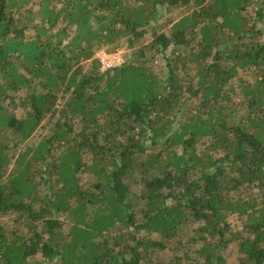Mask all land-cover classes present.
Masks as SVG:
<instances>
[{
	"label": "trees",
	"instance_id": "obj_1",
	"mask_svg": "<svg viewBox=\"0 0 264 264\" xmlns=\"http://www.w3.org/2000/svg\"><path fill=\"white\" fill-rule=\"evenodd\" d=\"M0 264H264V0H0Z\"/></svg>",
	"mask_w": 264,
	"mask_h": 264
},
{
	"label": "built area",
	"instance_id": "obj_2",
	"mask_svg": "<svg viewBox=\"0 0 264 264\" xmlns=\"http://www.w3.org/2000/svg\"><path fill=\"white\" fill-rule=\"evenodd\" d=\"M96 58L100 63V71L103 72L105 70L111 69L115 66H118L122 63V59L118 53H106L99 52L96 55Z\"/></svg>",
	"mask_w": 264,
	"mask_h": 264
},
{
	"label": "rangeland",
	"instance_id": "obj_3",
	"mask_svg": "<svg viewBox=\"0 0 264 264\" xmlns=\"http://www.w3.org/2000/svg\"><path fill=\"white\" fill-rule=\"evenodd\" d=\"M121 46L123 47V48H121V50H119L117 53H118V55H120V57L122 58V59H125V57H129V56H131V53H130V50L129 49H127V46H126V43L124 42V41H122L121 42ZM126 48V49H125ZM100 52H105L104 50H101ZM99 53V52H98ZM97 53V54H98ZM96 54V55H97ZM130 58V57H129ZM159 62L157 61L156 62V64H158ZM163 68L160 66V64H159V69L157 70V72H162L163 70H162ZM196 102V100L194 101V103ZM18 115H20V113L18 112ZM38 133V132H37ZM37 133L36 134H34L30 139H28L27 140V142H26V144H29V145H31V144H33L34 142H36L37 140H38V138H35V135H37ZM23 146V145H22ZM21 146V147H22ZM167 254H163L162 255V259L164 260V259H166L167 258Z\"/></svg>",
	"mask_w": 264,
	"mask_h": 264
}]
</instances>
